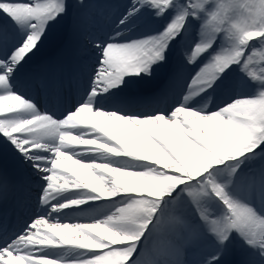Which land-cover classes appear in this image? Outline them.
I'll return each mask as SVG.
<instances>
[{
  "label": "snow or ice",
  "instance_id": "1",
  "mask_svg": "<svg viewBox=\"0 0 264 264\" xmlns=\"http://www.w3.org/2000/svg\"><path fill=\"white\" fill-rule=\"evenodd\" d=\"M118 7L57 110L25 65L69 0H0V206L16 173L35 184L18 227L0 208V264H264V0Z\"/></svg>",
  "mask_w": 264,
  "mask_h": 264
},
{
  "label": "bare ground",
  "instance_id": "2",
  "mask_svg": "<svg viewBox=\"0 0 264 264\" xmlns=\"http://www.w3.org/2000/svg\"><path fill=\"white\" fill-rule=\"evenodd\" d=\"M123 3V0H114L112 4L113 10L110 12H102L96 17V15H92L89 13V16H85L88 18H84L83 16L77 17L74 19V23L76 22L77 27H80V30L77 32V36L70 40L68 37V30H65L64 19L59 22V24L55 25L49 34L46 36L44 41L39 46L38 50L35 54L30 57L28 63L25 65V72L29 77V87L30 94L37 98V101L41 104V106H48L50 108L56 107L52 102V96L56 93V89L60 87L59 91V103L61 99L65 98V93L63 89H65L66 81L70 79L71 81L78 82L79 85L76 84L74 91L77 92L79 88L83 86L84 78L75 74L73 77V72L81 73L91 65V60L82 59V53L86 49H84L80 42H82L83 33L87 32L92 37L96 36L92 30H90L89 25L97 26L99 20L106 21L110 23V27L112 26V22L115 16L119 12V5ZM111 21L109 20L110 17ZM100 17V18H99ZM97 18H99L97 20ZM102 22V23H104ZM75 46H79L80 48H75ZM41 69H46L48 72V78L50 81L49 89L42 87L41 90L36 89V84L40 85L42 79ZM164 71L167 72L166 69L158 70L153 80L150 82H141L140 84L134 86L133 88L126 91L123 97L124 106L126 107H142L151 105L153 102V96L157 89L162 87L161 82L164 80ZM69 75V77H68ZM61 77V78H60ZM34 81V84H33ZM9 169L11 171V164H9ZM14 179L17 181L14 182L17 190L19 192L25 191L27 187H31L33 190L30 192L31 203L34 205L35 201V184L30 181L23 172H18L15 174ZM28 182V184H27ZM8 204L12 202L11 199H7ZM11 205V204H10ZM9 205V206H10ZM26 207V208H25ZM23 206L21 203L18 204V207L14 211L15 217L17 219H21L23 217V211L28 209L29 204L27 206ZM13 208V206H12ZM11 208V209H12ZM26 219V218H25ZM24 219V220H25ZM23 220V222H24ZM22 222V223H23ZM61 222H74V221H61ZM78 222H90L81 220ZM16 223V222H14ZM9 230L11 228L7 226ZM153 241H150L151 244Z\"/></svg>",
  "mask_w": 264,
  "mask_h": 264
},
{
  "label": "rangeland",
  "instance_id": "3",
  "mask_svg": "<svg viewBox=\"0 0 264 264\" xmlns=\"http://www.w3.org/2000/svg\"><path fill=\"white\" fill-rule=\"evenodd\" d=\"M69 3L71 5L70 15L68 17L64 18V26L62 25V27L65 30H68V34L70 36V40H73L72 38H74L75 35H77V30L80 29V27L79 28L76 27V24H74V22H71V19L73 17H79L80 15H86L87 14L86 16H88L90 18L89 13L90 12L95 13V10L98 9L97 7H99V4L105 9L107 7L110 8L111 5L113 4V3H111L108 6V5H106L104 0H83V4H85L87 6V8H86L85 6H83V7L80 6V0H69ZM79 8L83 9L82 13L81 12H77V9H79ZM83 39H85V38L83 37L82 38V42H80L82 46L85 45L83 43ZM85 56L90 57V55H88V54H85Z\"/></svg>",
  "mask_w": 264,
  "mask_h": 264
}]
</instances>
